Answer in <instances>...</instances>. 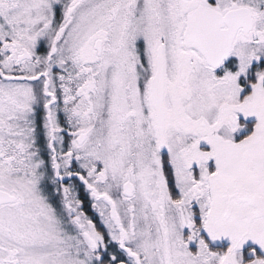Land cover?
Listing matches in <instances>:
<instances>
[{
  "label": "snow or ice",
  "instance_id": "snow-or-ice-1",
  "mask_svg": "<svg viewBox=\"0 0 264 264\" xmlns=\"http://www.w3.org/2000/svg\"><path fill=\"white\" fill-rule=\"evenodd\" d=\"M0 264H264V0H0Z\"/></svg>",
  "mask_w": 264,
  "mask_h": 264
}]
</instances>
